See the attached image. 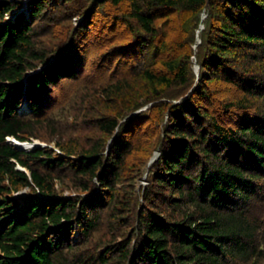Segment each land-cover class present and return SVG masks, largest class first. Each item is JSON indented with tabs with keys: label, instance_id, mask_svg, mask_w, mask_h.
Segmentation results:
<instances>
[{
	"label": "trees",
	"instance_id": "trees-1",
	"mask_svg": "<svg viewBox=\"0 0 264 264\" xmlns=\"http://www.w3.org/2000/svg\"><path fill=\"white\" fill-rule=\"evenodd\" d=\"M70 1L0 0V264H243L258 259L261 221L252 208L264 203V108L252 109L246 98L264 97V0H127L128 19L146 36L135 35L142 40L138 48L145 38H158L157 18L206 10V52L198 60L208 76L201 72L202 80L222 79L246 98L235 104L242 111L230 124L191 99L150 104L156 119L164 112L168 116L161 167L150 177L152 190L144 192L146 209L136 215L135 242L125 228L117 233L122 239L114 236L103 252L82 251L72 237H79L80 245L88 242L104 213L109 230L115 231L118 221L129 223L124 215L131 200L119 199L115 182L131 153L126 137L132 116L120 120L119 112L87 113L100 133L115 136L108 147L93 141L79 151L73 141L58 143L62 156L48 148L22 150L8 140L40 138L49 90L79 76L72 37L66 46L67 39H60L49 55L39 48L33 28L49 14L46 6ZM106 1L114 10L124 0ZM225 54L234 57L232 62ZM181 59H161L159 68L138 66L136 82L156 92L185 84L189 66ZM124 85L104 87L100 97L125 101L131 87ZM145 115L139 110L132 122L148 121ZM65 172L73 174L71 183L85 192L82 197L58 194L55 185L65 183ZM92 183L97 192L89 191ZM24 188L29 192L18 196Z\"/></svg>",
	"mask_w": 264,
	"mask_h": 264
},
{
	"label": "rangeland",
	"instance_id": "rangeland-1",
	"mask_svg": "<svg viewBox=\"0 0 264 264\" xmlns=\"http://www.w3.org/2000/svg\"><path fill=\"white\" fill-rule=\"evenodd\" d=\"M109 4L106 0H71L61 2L55 7L48 5L46 10L50 9L49 14L43 19L39 18L33 25V28L37 26L39 48L47 50L49 55L58 41L67 39L63 42L66 46L72 37L79 76L74 80H63L49 90L47 97L50 101L49 109L42 115L43 122L38 128L41 136L33 138L31 143L41 144V148H48L55 156L63 155L58 143L63 144L68 141L75 143L77 151L93 141H104L108 147L110 139L115 135L112 137L103 135L95 127L90 115H96L97 110L101 115L122 113L120 120L123 117L132 116L130 124L132 126L134 124L132 133L126 137L132 143L131 153L127 157L128 161L122 176L115 182L119 199L125 201L130 198L131 200L129 211L124 215L125 219H129V223L123 226L122 222L118 221L113 224L116 230L113 231L112 227L109 230L107 213H104L101 227L92 233L88 242L80 245L79 237H72L73 243L82 251L96 249L98 252H103V245L112 241L114 236L117 241L122 239L117 233L125 228L133 238V243L135 242V235L133 232L131 234V231L133 227H136L137 213L145 210L148 205L143 195L145 191L152 190L150 177L161 167L162 154L159 147L165 135L163 127L168 119L165 112L156 119L154 117L156 111L150 110L151 103L176 105L185 101L186 98L191 99L197 108L207 109L220 122L230 124L236 120L235 114L242 111L241 108L236 109L235 104L245 97L238 88L222 79L202 80V74H205V77L208 76L206 71L201 70L198 60L206 52L205 38L209 32L206 25L208 15L206 10L197 14L171 12L157 18L155 23L159 32L158 38L151 40L145 38V43L138 48L142 40L141 43L138 42L135 35L145 36V34L141 33L133 20L128 19L127 0L114 10H111L112 7ZM218 24L214 22V25L218 26ZM162 42L163 49L159 51V45ZM174 57H182L181 60L189 66L185 84L175 83L166 90L162 89L163 92H160L161 88L156 92L147 84L136 82L134 71L138 66L158 65L159 68L161 59ZM225 57L231 62L234 58L230 54H225ZM119 81L124 82L125 87H131L130 90L125 91L127 95L125 101L106 100L100 97L102 88ZM199 90L207 93V99L202 96L204 92L199 93ZM246 99L251 101V105L254 106L252 109L264 108V97H247ZM127 106L131 110L126 111ZM139 110L145 112L148 121L132 122L133 116ZM249 113L250 111H247L245 115H250ZM45 118H48L50 122ZM65 176L67 178L64 177L63 180L66 184L56 182L58 194L68 198L82 197L85 192L77 188L74 185L75 182L71 183L73 174L65 172ZM89 189V191L91 189L94 192L98 191L97 185L93 183L90 184ZM28 192L29 190L24 188L17 195ZM252 214L261 221L257 235L260 241L258 249L263 252L258 259L243 264H264V203H255Z\"/></svg>",
	"mask_w": 264,
	"mask_h": 264
},
{
	"label": "bare ground",
	"instance_id": "bare-ground-1",
	"mask_svg": "<svg viewBox=\"0 0 264 264\" xmlns=\"http://www.w3.org/2000/svg\"><path fill=\"white\" fill-rule=\"evenodd\" d=\"M14 144H15V146L18 148V147H22V148H24V150H28V149H31L32 148V146H33V144H38L37 142H34V143H26V142H24V143H21V142H18V141H16V140H13V139H10ZM16 142V143H15ZM18 146H17V145Z\"/></svg>",
	"mask_w": 264,
	"mask_h": 264
},
{
	"label": "water",
	"instance_id": "water-1",
	"mask_svg": "<svg viewBox=\"0 0 264 264\" xmlns=\"http://www.w3.org/2000/svg\"><path fill=\"white\" fill-rule=\"evenodd\" d=\"M24 2H25V0H24ZM39 70V69H38ZM37 70V71H38ZM16 143V142H15ZM17 145V144H16ZM18 146V145H17ZM38 147H42V145L41 144H34L33 146H32V148H38ZM19 149H22V150H24V148H22V147H18ZM31 148V149H32ZM23 195H25V193H21V195H19V196H23Z\"/></svg>",
	"mask_w": 264,
	"mask_h": 264
}]
</instances>
